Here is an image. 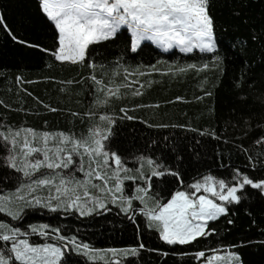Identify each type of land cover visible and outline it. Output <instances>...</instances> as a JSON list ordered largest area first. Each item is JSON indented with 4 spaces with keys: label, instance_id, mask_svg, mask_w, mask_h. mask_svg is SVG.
Returning a JSON list of instances; mask_svg holds the SVG:
<instances>
[{
    "label": "trees",
    "instance_id": "obj_1",
    "mask_svg": "<svg viewBox=\"0 0 264 264\" xmlns=\"http://www.w3.org/2000/svg\"><path fill=\"white\" fill-rule=\"evenodd\" d=\"M208 15L213 51L164 50L151 40L132 51L131 34L121 28L114 38L89 45L85 61L73 64L53 55L59 33L42 0H0V207L3 198H14L12 210L20 213L14 218L0 211V224L19 229L18 238L61 244L58 264H203L223 252L238 258L234 264H264V189L245 185L236 193L240 201H223L227 211L187 244H168L145 215L208 175L228 186L243 176L264 180V143H257L264 139V0H208ZM93 76L113 91L129 86L98 105L105 96ZM102 115L114 120L106 150L132 168L144 163L139 158H151L165 173L152 176L145 163L138 176L145 181L134 180L147 189L144 201L133 199L132 208L106 203L84 215L75 208L25 207L33 176L8 165L13 147L3 136L33 129L81 138L94 125L109 127ZM23 138L21 132L17 139ZM14 151L19 162V146ZM79 177L85 179L83 172ZM40 212L52 215L46 217L50 226L39 222L45 219ZM11 243L0 240L6 258L13 257Z\"/></svg>",
    "mask_w": 264,
    "mask_h": 264
},
{
    "label": "snow or ice",
    "instance_id": "obj_2",
    "mask_svg": "<svg viewBox=\"0 0 264 264\" xmlns=\"http://www.w3.org/2000/svg\"><path fill=\"white\" fill-rule=\"evenodd\" d=\"M42 10L58 29L59 48L53 53L57 61L83 63L89 45L114 38L122 26H126L131 31L132 51H136L143 40L155 41L165 45L166 48L176 44L185 52H191L193 48H199L201 51L214 50L213 24L208 15V0H42ZM0 23H3L2 18ZM92 80L99 86L96 90L103 92L105 96L103 100H97L98 105H106L109 97L119 98L120 88L129 86L117 85L113 91L95 76ZM133 94L141 93L137 90ZM125 118L132 119L126 114ZM99 120L106 122L109 127L102 129L99 124L94 125L88 130V135L81 138L63 132L38 134L33 129H22L10 136H3V139L9 141L13 147V154L8 157V165L22 172L25 177L41 173L42 178L33 181L36 187L50 186L58 177L59 184L56 186L58 195L53 198L57 200L61 197L66 198L69 201L67 206L77 207L82 215L88 214L90 210H85L79 203L82 196L78 193V188L84 189L83 197L94 201L101 208L105 207L99 197L89 196V185L91 188L111 194L113 202L120 199L130 206L131 198L115 195L122 193L119 172L128 171L124 166L125 161L115 152L110 153L106 150L105 141L111 135V125L114 120L107 115L100 116ZM21 132L24 133L22 143L17 139L21 136ZM50 141L55 142L56 146L50 148L48 146ZM257 143H264V139ZM37 144L40 146H36ZM17 146H19V164L14 151ZM74 156L79 160L74 159ZM139 159L153 168L152 176L165 174L155 170L160 166L152 159L143 157ZM112 165L115 167L112 168ZM110 168H112L111 175L108 171ZM41 169L52 170L53 173L57 169H72V171L64 176L57 173L56 177L49 178L50 174L41 172ZM74 172H83L85 179L77 180ZM170 174L178 175L175 172ZM92 178L103 181V184H92ZM126 178L131 179V177ZM110 180L116 181L114 188L108 186ZM33 184L27 185L30 191L35 190ZM245 185L264 189V180L253 182L248 176H243L238 186H228L224 180H216L208 175L202 178V182L197 181L188 186L194 189V192L177 191L166 204L158 205V210L150 209L146 215L150 221L155 222V226L160 229L162 239L168 244H187L197 237L206 235L205 225L201 221L215 220L226 212L222 205L207 195L193 199L195 193L203 190L220 201L238 203L240 197L236 193ZM136 192L144 194L135 197L143 202L147 189L137 188ZM18 198L24 197L21 195ZM3 199L6 200L7 197ZM36 203L39 204L40 201L37 199ZM124 210L127 211V208ZM0 211H5V208L0 207ZM0 229L4 230L0 233V240L12 242L13 254V257L9 258L0 255V264H9L12 258L19 264H58L59 257L63 254L58 246L52 244L34 246L25 239H18L21 235L19 229H9L6 224H0ZM32 231L35 232L36 229L33 228ZM61 239L65 238L61 237ZM87 247L83 245L85 250ZM113 255H117L115 250ZM199 255L203 257L204 253L201 252ZM223 259L225 258L221 256H213L208 259V264ZM114 264H120V261L116 260Z\"/></svg>",
    "mask_w": 264,
    "mask_h": 264
},
{
    "label": "rangeland",
    "instance_id": "obj_3",
    "mask_svg": "<svg viewBox=\"0 0 264 264\" xmlns=\"http://www.w3.org/2000/svg\"><path fill=\"white\" fill-rule=\"evenodd\" d=\"M122 28H126L130 32V34H131V31L126 26H122ZM131 37H132V34H131ZM155 43H157V42H155ZM157 44H159V43H157ZM213 44H214V40H213ZM159 45L162 48H164V50H169V49H172V48H177L178 50L182 51L181 50V46L176 45V44H173V46L171 48H166V46L165 45H162V44H159ZM193 49L200 50L199 48H193ZM183 52H185V51H183ZM48 146L50 148H52V147H55L56 145H55V142L50 141ZM60 146L61 147H67V148H70L71 147L70 145H60ZM40 158H42V156ZM74 159H76L77 161L79 160V158L78 157H75V156H74ZM18 164H19V162H18ZM124 166H125L126 169H128V171H126V172L125 171L119 172V177H120L121 187H122V193H115V195H116V197H120L121 195H123L125 198H131V205L130 206L126 203V201H124L123 204H125L126 207L128 206V208H132V200L135 199V197L140 194V193L138 194L136 192V189L139 188V187L140 188H143V184L138 183V182H136L134 180H142V181H145V179H146L145 176H143L142 179L139 178L138 176H139V173L144 174L146 172V170H145L146 169L145 168L146 164L145 163H142L139 168H137V167L136 168H132L129 165H124ZM114 167L115 166L112 165V168H114ZM112 168H110L109 170L112 171ZM148 170H149V172H152L153 171V168H149ZM155 170L158 171V172H161L157 168H155ZM70 171H72V169H57L55 171V173H53L52 170L41 169V172L50 174L49 175V178L56 177V174L57 173H59L61 176L67 175ZM74 175H75V178L77 180H80L79 179L80 178L79 177L80 172H79V174H78V172H74ZM126 177H131V179H127ZM40 178H42L41 177V173H39V172L38 173H35L33 175V178L28 183L33 184V181L34 180H37V179H40ZM84 178H85V176H84ZM126 180H127V182L129 181V183L128 184L125 183L126 184L125 185L122 182L123 181H126ZM91 183L92 184H101L102 185L103 184V181H101V182H99V181H92ZM115 183H112L113 185L111 183H109L108 186L110 187L112 185V187H114L115 186ZM58 184H59V178L58 177L55 178L54 183L52 185H50V186H40V187H36L33 184V187L34 188H38V189L34 190L32 194L29 193L28 198H26L27 201L29 202V204L26 205L25 207H33V208L36 207V208H39V210H46V211H49V212H51V211H53L55 209L56 210H59V209H62V210H72V209L75 208L78 211V213L81 214V211L77 207H68L67 206L68 203H69V201L66 198L61 197L60 200H57V199H54L53 198V197H55V196L58 195V193L56 192V186H58ZM80 190H82V189L81 188H78L77 189L78 193L80 192ZM89 190H90L89 196L90 197H99L100 198V201L104 205L106 203H111L113 205H118V204L120 205V204H122V200L116 199L115 202H113V198H112V195L111 194H108L106 192H101L98 189L91 188L90 185L88 187V191ZM217 190L219 191L218 185H217ZM35 191H39V192H36L35 193ZM177 191H183V190H177ZM177 191H175V192H177ZM226 191H227V188L224 190V192L226 193ZM175 192L172 194V196L175 194ZM191 192H194V189H192L189 193H191ZM142 195H143V193H142ZM200 195H207L210 199H213L216 203L222 205L226 209V211H227V206H226V204L223 201H220L217 197H212L210 195V193H205V192H203V190H201L198 193H195V195L193 196V199L197 198ZM172 196H171V198H172ZM37 199L40 201L39 204L36 203V200ZM85 201H87V202H85ZM3 202H4V205H2V207L5 208V211L4 212H6V214L8 213L10 216H14V215L17 216L18 214H20L19 213V210H16V209L12 210L14 206H17L16 205L17 203L14 200V198H9V199L7 198V200H3ZM46 202H48V203H46ZM79 203L84 207L85 210H97V209H100L101 208V207L98 206V204H96L94 201H92V200H90L88 198H82V200ZM30 204H32V205H30ZM10 209H11V211H10ZM147 212L148 211H145V215H146ZM10 213H12L14 215H12ZM39 214H41V216L45 218V219H41L42 221L40 220L39 222H42L43 224H47L48 226H50V223H49V221L47 220L46 217H49L51 214H49V213L44 214L43 212H40ZM146 217L148 218L147 215H146ZM208 221H201V223H204V225L206 226V223ZM149 222L160 233V229L155 226V222L150 221V220H149ZM160 236H161V234H160ZM18 239H25V238H22L21 237V238H18ZM25 240H27L29 242V244L34 245V246H44V245L52 244V245H55V246L60 247L61 250H62V252L64 250L63 246L61 244L55 242V241L45 240V241L31 242L28 239H25ZM0 255H1V253H0ZM214 256H221V257H224L225 259H223V260H214L213 261V264H234L233 263V259H231L233 256H232V253H230V252H223V253H220V254H217V255H214ZM203 264H208V260L206 262H203Z\"/></svg>",
    "mask_w": 264,
    "mask_h": 264
},
{
    "label": "crops",
    "instance_id": "obj_4",
    "mask_svg": "<svg viewBox=\"0 0 264 264\" xmlns=\"http://www.w3.org/2000/svg\"><path fill=\"white\" fill-rule=\"evenodd\" d=\"M154 42V41H153ZM155 43V42H154ZM157 44V43H156ZM159 45V44H158ZM160 46V45H159Z\"/></svg>",
    "mask_w": 264,
    "mask_h": 264
},
{
    "label": "water",
    "instance_id": "obj_5",
    "mask_svg": "<svg viewBox=\"0 0 264 264\" xmlns=\"http://www.w3.org/2000/svg\"><path fill=\"white\" fill-rule=\"evenodd\" d=\"M239 185V184H238ZM238 185H236V186H238Z\"/></svg>",
    "mask_w": 264,
    "mask_h": 264
}]
</instances>
